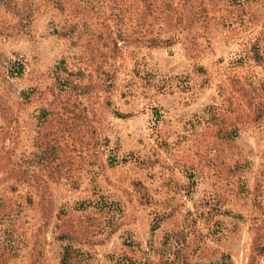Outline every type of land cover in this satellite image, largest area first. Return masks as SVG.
I'll return each instance as SVG.
<instances>
[{
  "label": "rangeland",
  "instance_id": "obj_1",
  "mask_svg": "<svg viewBox=\"0 0 264 264\" xmlns=\"http://www.w3.org/2000/svg\"><path fill=\"white\" fill-rule=\"evenodd\" d=\"M0 264H264V0H0Z\"/></svg>",
  "mask_w": 264,
  "mask_h": 264
}]
</instances>
